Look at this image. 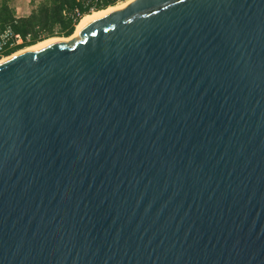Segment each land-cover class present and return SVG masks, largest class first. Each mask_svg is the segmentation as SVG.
<instances>
[{"label": "water", "instance_id": "95a60500", "mask_svg": "<svg viewBox=\"0 0 264 264\" xmlns=\"http://www.w3.org/2000/svg\"><path fill=\"white\" fill-rule=\"evenodd\" d=\"M0 264H264V0H134L1 63Z\"/></svg>", "mask_w": 264, "mask_h": 264}, {"label": "trees", "instance_id": "16d2710c", "mask_svg": "<svg viewBox=\"0 0 264 264\" xmlns=\"http://www.w3.org/2000/svg\"><path fill=\"white\" fill-rule=\"evenodd\" d=\"M123 0H40L27 17H15L6 0H0V32L9 28L13 35L29 41L5 49L3 57L43 40L72 35L81 18Z\"/></svg>", "mask_w": 264, "mask_h": 264}, {"label": "bare ground", "instance_id": "6f19581e", "mask_svg": "<svg viewBox=\"0 0 264 264\" xmlns=\"http://www.w3.org/2000/svg\"><path fill=\"white\" fill-rule=\"evenodd\" d=\"M134 0H123V1H119L117 2L115 5L113 6H109L105 9L99 10V11H94L88 15H85L81 18V20L79 21V23L76 25L72 35H70L67 38H49L46 40H43L41 42H38L32 46L26 47L24 49H21L19 51L14 52L13 54L7 56V57H3L2 59H0V64L4 63L10 59L16 58L18 56L24 55V54H28V53H34L38 50H41L43 48H46L50 45H53L55 43H72L75 42L79 39L80 37V33L82 31V29L84 28L85 25H87L89 23V21L91 19H93L95 16L99 15V14H114L117 13L123 9H125L128 5H130Z\"/></svg>", "mask_w": 264, "mask_h": 264}, {"label": "built area", "instance_id": "2783aa9c", "mask_svg": "<svg viewBox=\"0 0 264 264\" xmlns=\"http://www.w3.org/2000/svg\"><path fill=\"white\" fill-rule=\"evenodd\" d=\"M29 41V36L22 38L19 35H13L9 28L0 32V59L3 58V51L5 49L20 45L23 41Z\"/></svg>", "mask_w": 264, "mask_h": 264}, {"label": "crops", "instance_id": "0c3cea01", "mask_svg": "<svg viewBox=\"0 0 264 264\" xmlns=\"http://www.w3.org/2000/svg\"><path fill=\"white\" fill-rule=\"evenodd\" d=\"M8 5L13 9L15 17H27L32 8L40 0H6Z\"/></svg>", "mask_w": 264, "mask_h": 264}, {"label": "rangeland", "instance_id": "374dc122", "mask_svg": "<svg viewBox=\"0 0 264 264\" xmlns=\"http://www.w3.org/2000/svg\"><path fill=\"white\" fill-rule=\"evenodd\" d=\"M54 38H63V37H54Z\"/></svg>", "mask_w": 264, "mask_h": 264}]
</instances>
